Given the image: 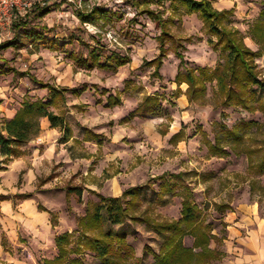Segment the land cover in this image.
<instances>
[{
  "label": "rangeland",
  "instance_id": "1",
  "mask_svg": "<svg viewBox=\"0 0 264 264\" xmlns=\"http://www.w3.org/2000/svg\"><path fill=\"white\" fill-rule=\"evenodd\" d=\"M24 1L31 6L17 11L14 21L35 5H51L42 18H29V28L41 29L57 42V48L38 44V48L0 52V88L6 90V99H0L5 110L0 114V134L11 119L7 113L15 115L24 102L49 100L48 91L30 76L67 90L48 110L62 117L68 132L52 128L46 118H39L37 133L20 146L17 157L6 159L0 153V208L4 209L0 211V264H43L57 255L54 238L62 233L71 234L66 264L74 258L83 264H101L84 245L87 239L100 238L107 231L123 234L128 247L119 255H110L111 264H154L162 238L144 224L131 221L130 216L175 221L184 199L200 209L213 235L224 237L222 242H211L210 247H216L223 257L210 264H245L250 251L258 253L257 261L264 264V234L256 235L252 224L233 225L250 210L264 219V88H248L250 110L224 106V96L215 81L205 84L200 103L188 102L187 85L173 83L176 73L185 75L188 69L198 75L200 69L213 70L223 65L226 56L220 46L213 50L217 38L207 33L199 16L187 14L180 4L166 0H124L123 4L115 0L108 4H93L91 0ZM209 1L216 11H231L225 25L239 32L247 48L261 51L251 29L260 19L264 0H240L242 13L235 4L229 8L221 0ZM92 7L107 13L89 24L96 33L88 32L77 18L78 12ZM145 10L153 11L166 23L169 35L159 77L154 74L155 65L146 63L159 55L156 37L160 28ZM53 12L70 15L57 20ZM241 24L245 29L238 27ZM0 36L5 37L3 42L10 41L14 36L12 24ZM94 47L104 57L126 55L129 63L116 72L78 68L73 57H84ZM262 52L253 64L258 79L264 82ZM177 54L182 56V64ZM5 67L24 76L7 72ZM108 96L118 97L121 104L108 107ZM146 96L159 100L154 116L131 118ZM241 123L249 124L240 132L241 140L229 143L219 136L221 152L211 150L221 126L230 130ZM163 183L174 185V191L159 198ZM136 186L143 188L135 207L127 198L120 200L128 211L120 224H110L103 209L100 227L81 231L79 220L99 204L97 195L120 198L123 191ZM18 195L29 198L20 200ZM218 205H227L229 210L217 211ZM231 212L234 216L225 222ZM192 243L189 237L183 240L185 247H192Z\"/></svg>",
  "mask_w": 264,
  "mask_h": 264
},
{
  "label": "trees",
  "instance_id": "2",
  "mask_svg": "<svg viewBox=\"0 0 264 264\" xmlns=\"http://www.w3.org/2000/svg\"><path fill=\"white\" fill-rule=\"evenodd\" d=\"M170 4H180L187 14H197L201 19L207 33L217 38L213 50L220 46L222 52L226 54L225 62L222 66L213 70L206 68L198 70V75L192 70H185V75L177 72L173 83L177 86L181 84L187 85L186 97L189 103H200L205 94V84L216 82L218 90L224 96L223 105H237L243 109H249V93L248 88L255 86L264 88V82L257 77L254 59H259L264 51V9L260 13V19L253 25L251 29L252 38L259 42L261 51H253L247 48L235 29H230L225 25V20L231 11H216L212 8L209 0H166ZM47 2V1H46ZM50 4L35 5L32 11L27 15L13 21L12 28L14 36L10 41L0 44V52L6 49L20 50L28 46L38 48V44H45L47 48L55 50L57 42L49 39L44 35L41 29L36 30L29 28L30 20L42 18L50 12ZM146 15L153 20L160 28V33L156 37L158 43L159 55L154 60L147 62L146 65H155L154 74L159 77L158 70L162 65L165 57V43L169 38L166 23L153 11L145 10ZM107 15L100 7H92L90 10L78 12L77 18L82 24H92L100 18ZM210 42V41H209ZM211 43V42H210ZM98 47L89 49L86 56H74L73 60L80 69L92 70L94 68L116 72L120 67L129 63L126 55H118L111 53L104 57ZM180 64L183 62L181 55L177 54ZM5 65L6 61L2 60ZM7 72L24 76V73H18L13 68L5 67ZM30 79L37 83L40 88L45 89L49 93V100L44 102L36 100L34 102H24L22 107L15 115L8 120L3 127L4 134H0V153L4 158H15L20 153V146L25 145L38 131V119L46 118L52 128H60L66 134L68 128L62 117L52 114L48 108L56 104V99H63V93L66 89H57L49 84L36 81L32 76ZM121 104L118 97H107V106L115 107ZM159 100L157 96H146L136 110L130 115L141 119L153 117ZM248 123H241L238 126L228 130L221 126V134L215 137V143L211 150L221 152L219 149L220 137L222 136L227 142H235L241 140V134ZM67 136V135H65ZM264 170V160L261 165ZM161 178V177H160ZM159 178V179H160ZM174 178H177L175 176ZM143 187H131L122 192L120 198H110L97 195L99 204L93 206L91 213L87 214L83 219L79 220L78 226L83 233L98 228L101 225V211L104 209L107 213V221L112 225H118L122 219L128 215L127 209L121 207V198H127V202L132 207L138 204L140 194ZM70 189L69 192H74ZM174 191V185L163 183L158 193V197L162 198L167 193ZM79 194V193H78ZM17 198L25 200L29 195H18ZM5 200V199H3ZM38 209H41L38 206ZM216 210L225 212L229 210L227 205H218ZM130 220L136 223H142L149 227L156 234L161 236L162 243L159 251L154 255V264H210L212 261H219L223 254L215 247L211 248V242H222L224 237L213 235L210 224H204L200 209L189 199H184L181 203V212L179 219L175 221L157 222L149 217L130 216ZM69 233H62L54 238L57 255L51 259H45L43 264H66L68 252L66 246L70 243ZM189 237L193 240L192 247H185L183 240ZM114 243L115 247L114 248ZM87 250L93 252L100 260L101 264H111L109 257L112 254H120L121 251L127 250L126 239L123 234L113 231H107L100 238L87 239L85 245ZM74 254H79L74 251ZM123 254H125L123 252ZM67 264H83L79 259H69Z\"/></svg>",
  "mask_w": 264,
  "mask_h": 264
},
{
  "label": "clouds",
  "instance_id": "3",
  "mask_svg": "<svg viewBox=\"0 0 264 264\" xmlns=\"http://www.w3.org/2000/svg\"><path fill=\"white\" fill-rule=\"evenodd\" d=\"M3 2L6 4L8 2V0H3ZM37 2V0H33V3ZM50 2H52V0H50ZM91 2L94 3H101V4H108L109 0H91ZM115 2L117 4H123L124 0H115ZM221 3L224 4V6L226 7H232L233 4L238 6V10L241 11L242 13V9H240V0H221ZM31 6V5H30ZM52 15L55 16V18L57 20H61V19H67V17L70 15V13L67 12H53ZM132 13H129V18H131ZM167 15H171V12L167 13ZM243 18V17H242ZM51 26V25H49ZM87 28L88 32L91 33H96L97 29L94 27H91L89 24H85L84 25ZM149 27H152V25H149ZM238 27H240L241 29H245V25L241 24L238 25ZM11 33H9V37H10ZM5 39L4 36H0V43H3V40ZM247 40V37H246ZM207 55V54H206ZM33 59H35V57H33ZM204 58L202 57L201 60H203ZM6 90L4 88H0V99H6V97L4 96V92ZM4 108L0 107V114L4 113ZM14 115V112H9L7 113V118H12V116ZM184 118L187 119V113L184 114ZM4 209L0 208V211H3ZM10 264H12V262H10Z\"/></svg>",
  "mask_w": 264,
  "mask_h": 264
},
{
  "label": "built area",
  "instance_id": "4",
  "mask_svg": "<svg viewBox=\"0 0 264 264\" xmlns=\"http://www.w3.org/2000/svg\"><path fill=\"white\" fill-rule=\"evenodd\" d=\"M30 5V2L24 0H8L6 4L3 0H0V32H8L15 19L16 12L24 11Z\"/></svg>",
  "mask_w": 264,
  "mask_h": 264
},
{
  "label": "crops",
  "instance_id": "5",
  "mask_svg": "<svg viewBox=\"0 0 264 264\" xmlns=\"http://www.w3.org/2000/svg\"><path fill=\"white\" fill-rule=\"evenodd\" d=\"M245 215L242 216V218H240L238 220V222H233V225L238 224L240 226V224H252L253 227H255V234H264V219H261L259 216H254L253 215V211L250 210L247 213L244 212ZM230 215L234 216V213H230L228 215V218L225 219V222H228L227 220L231 219L232 217ZM249 258H247L245 260V264H261L259 261H257V257H258V253H254L253 251H250V255L248 256Z\"/></svg>",
  "mask_w": 264,
  "mask_h": 264
}]
</instances>
